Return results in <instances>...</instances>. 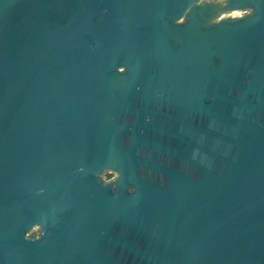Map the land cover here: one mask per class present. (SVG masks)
I'll return each instance as SVG.
<instances>
[{
    "label": "water",
    "instance_id": "water-1",
    "mask_svg": "<svg viewBox=\"0 0 264 264\" xmlns=\"http://www.w3.org/2000/svg\"><path fill=\"white\" fill-rule=\"evenodd\" d=\"M0 264H264V0H0Z\"/></svg>",
    "mask_w": 264,
    "mask_h": 264
},
{
    "label": "rangeland",
    "instance_id": "rangeland-1",
    "mask_svg": "<svg viewBox=\"0 0 264 264\" xmlns=\"http://www.w3.org/2000/svg\"><path fill=\"white\" fill-rule=\"evenodd\" d=\"M113 177H114L113 174H108L107 176H105V178H106V179H109V180L112 179Z\"/></svg>",
    "mask_w": 264,
    "mask_h": 264
}]
</instances>
